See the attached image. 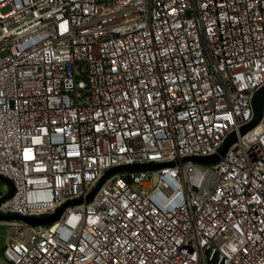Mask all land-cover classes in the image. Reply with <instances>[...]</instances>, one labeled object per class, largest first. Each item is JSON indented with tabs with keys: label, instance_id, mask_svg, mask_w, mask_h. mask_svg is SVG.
Segmentation results:
<instances>
[{
	"label": "built area",
	"instance_id": "2783aa9c",
	"mask_svg": "<svg viewBox=\"0 0 264 264\" xmlns=\"http://www.w3.org/2000/svg\"><path fill=\"white\" fill-rule=\"evenodd\" d=\"M262 88L264 0H0V264H264Z\"/></svg>",
	"mask_w": 264,
	"mask_h": 264
},
{
	"label": "water",
	"instance_id": "95a60500",
	"mask_svg": "<svg viewBox=\"0 0 264 264\" xmlns=\"http://www.w3.org/2000/svg\"><path fill=\"white\" fill-rule=\"evenodd\" d=\"M254 114L255 117L253 121L241 129V135H244L249 130L254 128L262 119L264 115V88H262L257 94L254 99ZM236 142V136L233 135L231 138L228 139L226 144L223 146V148L220 150V156H224L229 149L231 145H233ZM219 155L207 157V158H198V157H192V158H186L184 161H194L201 164H211V163H217L220 160ZM169 165H174V163H170ZM162 164H149V165H134V166H121L115 169H112L111 171L107 172L106 175L102 178L98 186L93 190V192L88 196L87 202H91L97 191L100 189L102 184L104 183L105 179L108 178L110 175L117 171H137V170H154L163 167ZM0 180L7 182L10 187L12 188L11 195L9 197H12L14 194L12 183L0 176ZM82 203L81 200H75L70 201L67 204L63 205L55 214L45 217H24L19 214H12L9 216H3L0 214V220L2 221H23L31 225H48L55 221H57L60 216L62 215L64 209L68 206H73Z\"/></svg>",
	"mask_w": 264,
	"mask_h": 264
},
{
	"label": "rangeland",
	"instance_id": "374dc122",
	"mask_svg": "<svg viewBox=\"0 0 264 264\" xmlns=\"http://www.w3.org/2000/svg\"><path fill=\"white\" fill-rule=\"evenodd\" d=\"M8 8L4 9L3 12H7ZM10 189V185L5 182L0 180V193H6ZM11 234H10V229L5 226H0V245L5 244L7 241L10 240Z\"/></svg>",
	"mask_w": 264,
	"mask_h": 264
}]
</instances>
